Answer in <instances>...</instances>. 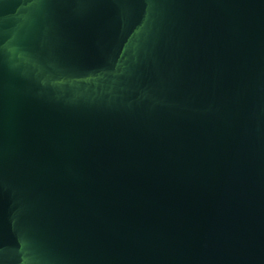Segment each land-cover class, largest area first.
Segmentation results:
<instances>
[{"label":"water","instance_id":"95a60500","mask_svg":"<svg viewBox=\"0 0 264 264\" xmlns=\"http://www.w3.org/2000/svg\"><path fill=\"white\" fill-rule=\"evenodd\" d=\"M0 264H264V0H0Z\"/></svg>","mask_w":264,"mask_h":264}]
</instances>
